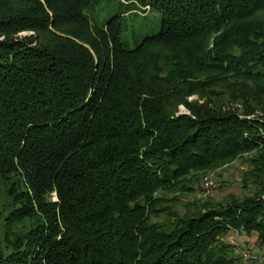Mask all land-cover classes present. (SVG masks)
Here are the masks:
<instances>
[{
	"label": "trees",
	"instance_id": "obj_1",
	"mask_svg": "<svg viewBox=\"0 0 264 264\" xmlns=\"http://www.w3.org/2000/svg\"><path fill=\"white\" fill-rule=\"evenodd\" d=\"M122 1L0 0V264H243L232 231L264 264V0ZM237 161L248 194L187 200Z\"/></svg>",
	"mask_w": 264,
	"mask_h": 264
},
{
	"label": "rangeland",
	"instance_id": "obj_2",
	"mask_svg": "<svg viewBox=\"0 0 264 264\" xmlns=\"http://www.w3.org/2000/svg\"><path fill=\"white\" fill-rule=\"evenodd\" d=\"M136 10L138 13H143V10L138 5L126 6L122 0H105L100 2L95 0V3L91 9V16L96 22L98 27H103L107 21L112 17L119 14H124L128 10ZM146 15L140 16L142 26L134 24L130 17L126 20L127 32L123 36V43L129 49H135L145 38L156 36L161 29V16L155 12H148L150 9L145 8ZM26 35V34H24ZM197 97H192L190 100H195ZM188 113L184 106L180 107V114ZM247 170V165L242 161H237L235 164L228 166L222 170L208 173L204 176L201 182V189H199L193 196L187 198V200L213 198L216 202L222 201L227 196L235 195L243 197L248 192L244 191L241 184L242 173ZM212 175L216 182V188L209 192L204 185V179L206 176ZM222 175V176H220ZM222 184L225 186L222 187ZM225 241L236 247L237 253L242 254L247 248L254 247L256 242V236L247 237L245 234L232 231L227 235ZM256 251V250H255ZM259 254V260L257 264H260L263 260V252L259 249L256 251ZM249 254V253H248ZM250 255V254H249ZM243 264H256V260L251 263L249 260H245L243 257Z\"/></svg>",
	"mask_w": 264,
	"mask_h": 264
},
{
	"label": "built area",
	"instance_id": "obj_3",
	"mask_svg": "<svg viewBox=\"0 0 264 264\" xmlns=\"http://www.w3.org/2000/svg\"><path fill=\"white\" fill-rule=\"evenodd\" d=\"M204 185L207 191L212 192L216 188V182L214 180V177L212 175L206 176L204 179ZM249 252L247 250H244L243 257L245 260H249L251 255L248 254ZM253 261L258 260V256L253 255L252 256Z\"/></svg>",
	"mask_w": 264,
	"mask_h": 264
}]
</instances>
